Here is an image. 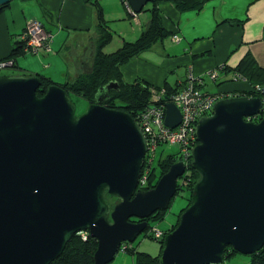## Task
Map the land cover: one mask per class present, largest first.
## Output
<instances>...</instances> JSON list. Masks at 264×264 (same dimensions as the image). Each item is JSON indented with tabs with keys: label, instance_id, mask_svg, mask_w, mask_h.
Segmentation results:
<instances>
[{
	"label": "water",
	"instance_id": "95a60500",
	"mask_svg": "<svg viewBox=\"0 0 264 264\" xmlns=\"http://www.w3.org/2000/svg\"><path fill=\"white\" fill-rule=\"evenodd\" d=\"M127 1L138 13L149 0ZM40 84L38 74H0V264H49L80 230L97 239L93 264H107L146 227L132 217L167 208L186 166L176 160L138 189L143 132L128 112L102 104L118 83L100 87L78 115L65 89L51 84L37 96ZM261 110L259 96L232 95L198 118L189 165L200 178L163 237L159 264H217L227 245L244 254L263 245L264 113L246 119ZM180 119L166 102V125Z\"/></svg>",
	"mask_w": 264,
	"mask_h": 264
},
{
	"label": "crops",
	"instance_id": "0c3cea01",
	"mask_svg": "<svg viewBox=\"0 0 264 264\" xmlns=\"http://www.w3.org/2000/svg\"><path fill=\"white\" fill-rule=\"evenodd\" d=\"M91 1L103 5V0H11L0 11V58L19 41L26 21L35 18L53 33L52 49L35 54L34 60L20 58L26 54L18 56L16 60L24 72L44 74L55 82L71 81L89 72L99 36ZM150 6L148 2L141 13L129 16L136 25L129 24L127 31L136 33L135 38L149 18ZM158 8L164 25L173 29L179 40L173 41L170 35L132 57L121 66L125 82L141 79L153 85L167 82L176 86L185 81L189 72L205 80L207 70L219 65L234 68L246 55L254 59L258 72L264 69V0H207L199 11L184 12L169 1H161ZM126 15L122 12L114 20L125 19ZM107 27L112 37L104 47L106 52L115 50L124 40H131L115 39L114 32ZM228 72L232 71L223 68L220 77L209 82L216 85V92L247 88L246 81H232ZM124 263L133 264V258L127 263L124 257Z\"/></svg>",
	"mask_w": 264,
	"mask_h": 264
},
{
	"label": "trees",
	"instance_id": "16d2710c",
	"mask_svg": "<svg viewBox=\"0 0 264 264\" xmlns=\"http://www.w3.org/2000/svg\"><path fill=\"white\" fill-rule=\"evenodd\" d=\"M161 1H169L178 11L184 12L199 11L207 0L147 1L146 3H151V6L148 8L149 18L144 22L143 28L139 35L134 40H124L120 46L110 52H106L104 47L110 43L112 32L108 29L107 25L104 24L100 3L97 1H91L95 7L97 25L99 26L98 44L94 53L91 70L85 74L79 75L74 80L64 82H55L49 76L37 73L40 76L41 84L36 88V95L42 96L47 86L51 84H57L66 90V93L70 96V98L71 96H78L85 99L87 103H92L96 101L95 95L100 87L104 86L110 81H116L118 83V89H110L108 92L109 97L105 98L102 104L109 108L121 109L125 112H128L133 118H136V115L148 105L151 93L150 87H158V85L150 84L149 82L143 81L141 79H136V81L132 83L125 82L122 77L121 66L129 61L132 57L148 49L156 41L163 40L175 33L173 29L167 28L163 23L162 16L158 8V3ZM9 3L10 2L2 4L0 6V11L7 7ZM143 10H145L144 6L140 11ZM20 55H24L20 41H15L10 52L0 59L3 61L12 59V67L21 70V72L10 73L28 74L24 72L16 60ZM223 68H225L226 71L239 73L242 80L244 79L248 85L247 88L241 90H230L231 95L259 96L260 98H264V90L261 91L255 89V85H261L264 89V69H261V72H258L255 61L251 56L246 55L240 61L239 65L234 68H228L227 65H225ZM257 75L261 76H259L258 79H254L253 77ZM219 77L220 75L214 81H216ZM181 84L182 83L176 84V86H171L165 82L162 86L167 88L168 94L169 92L178 89ZM160 144L161 143L158 145L160 146ZM147 156L148 155L145 154L140 173V177L145 176V180L143 183H140L139 189H149L153 187L158 178L164 172H166L170 164L176 160L183 161L186 166L183 174L177 179V191L175 193H177L178 190H185L187 193V201L185 206L179 210L175 222L165 229L172 230L178 223L180 213L189 204L192 188L196 181L200 178V174L189 165L190 161L192 160L191 154H189L188 159L181 158L180 152L178 153L177 157L172 154H168L163 158H159L155 166L153 165L155 154L151 161H148ZM106 199L110 203L111 207L117 201L115 197L109 196L107 194ZM168 207L169 205L165 209H157L147 217L141 219H136L135 217L131 218L137 221H146V227L141 233H143L144 236L152 237L159 241V251L155 255L137 250V247L132 242L123 243L120 250L131 254V257L133 258V264H159V257L163 248L164 234L158 238L154 237L151 234V225L153 222H158L164 218ZM96 247L97 239L90 236L87 230L77 231L67 241L61 253L49 264H93V254ZM238 253L241 252H238L230 245H227L224 248L223 259L229 258ZM245 254L249 255V261L245 264H264V243L258 250ZM217 264L224 263L222 261L221 263Z\"/></svg>",
	"mask_w": 264,
	"mask_h": 264
},
{
	"label": "built area",
	"instance_id": "2783aa9c",
	"mask_svg": "<svg viewBox=\"0 0 264 264\" xmlns=\"http://www.w3.org/2000/svg\"><path fill=\"white\" fill-rule=\"evenodd\" d=\"M123 2L129 13L135 17V12L130 8L128 1L123 0ZM20 38L21 48L25 54L35 55L42 51H51L52 33L38 19L32 18L26 21ZM172 39L177 41L179 36L173 34ZM5 66H12V59L0 61V68ZM223 67V65H219L207 70L205 72L207 80L214 81L222 74ZM232 76L235 80L242 79L240 74L236 72H232ZM204 82L205 80L201 76H194L189 72L181 86L168 94L165 86L150 87L148 105L136 115V121L146 140L147 150L145 154L148 155V161L152 160L159 143L170 145L178 143L181 158L188 159L192 146L197 142L195 128L198 118L210 114L213 104L218 99L229 96L227 91L209 92L203 90ZM255 89L262 91L263 87L255 85ZM164 96L167 97V100L164 99ZM261 100L262 110L256 115L246 117L247 120L258 118L264 113V98ZM168 101L175 104L181 116L180 121L173 127H169L165 123L166 102ZM144 180L145 176H139L138 189ZM151 234L158 238L162 236V231L152 228Z\"/></svg>",
	"mask_w": 264,
	"mask_h": 264
},
{
	"label": "rangeland",
	"instance_id": "374dc122",
	"mask_svg": "<svg viewBox=\"0 0 264 264\" xmlns=\"http://www.w3.org/2000/svg\"><path fill=\"white\" fill-rule=\"evenodd\" d=\"M10 2V1H9ZM101 5V4H100ZM102 9V16L105 19V24H107L110 29L114 32V38L118 39L119 37H125V39H134L136 33H130L127 31L129 28V24L131 25H136L133 23L132 20H130L131 14H129V10L125 6L123 0H103V5H101ZM126 13V18L125 19H117L114 20V18H118V16L122 13ZM141 13L138 12V14ZM137 12L135 13V15ZM130 16V17H129ZM134 19V18H132ZM118 30H122L125 33L119 32L117 34ZM23 31V29H22ZM22 33V32H21ZM20 33V35H21ZM173 35V34H172ZM53 36V33H52ZM173 40V39H172ZM20 44H21V38L19 39ZM174 41V40H173ZM167 42L170 43L169 40ZM52 49V47H51ZM20 58L23 59H28V60H34L37 58V56L34 55H29L26 54L25 56H20ZM2 60V59H0ZM10 72H21L20 69L12 67V66H5L0 68V74L4 73H10ZM231 80L235 81V79L232 76V72H230ZM204 85L202 86L203 90H207L209 92H216V85L214 83H209V82H214L213 80H207L205 78ZM243 82L244 79H238ZM208 83V84H206ZM71 99L75 105V114L78 115L79 113L83 112L86 106L89 104L87 101L81 97L78 96H71ZM179 153V144L178 143H173V144H167L164 143L163 145H160L157 147L155 151V158L153 161V165H156V162L159 158H163L168 154H172L175 157L178 156ZM187 201V193L185 190H178L177 193L174 194L172 197L169 207L166 211V214L164 218L158 222H153L152 223V228H156L162 231V236L163 234L167 233L168 230H165L168 228L172 223L175 222V219L177 217V214L179 210L185 206ZM164 230V233H163ZM132 243L137 247L136 249L139 251H144L148 252L152 255H155L159 251V241L157 239H154L152 237L144 236L143 233H139L136 238L132 241ZM124 257L127 263L130 262L131 260V254L123 252L121 250H117V252L114 255V258L109 261L107 264H125L124 263ZM249 261V255L243 254V253H238L234 254L233 256L229 258L223 259L224 264H245Z\"/></svg>",
	"mask_w": 264,
	"mask_h": 264
},
{
	"label": "flooded vegetation",
	"instance_id": "af4514ba",
	"mask_svg": "<svg viewBox=\"0 0 264 264\" xmlns=\"http://www.w3.org/2000/svg\"><path fill=\"white\" fill-rule=\"evenodd\" d=\"M227 92H228V91H227ZM228 93H229V96H232L230 92H228ZM227 97H228V96H227ZM262 99H263V98H262ZM261 116H262V115H261ZM261 116H260V117H261ZM260 117H258V118H260ZM135 119H136V118H135ZM250 120H254V121H255V119H250ZM257 120H258V119L256 118V121H257ZM191 156H192V155H191ZM132 218H133V217H132Z\"/></svg>",
	"mask_w": 264,
	"mask_h": 264
},
{
	"label": "clouds",
	"instance_id": "9594fccd",
	"mask_svg": "<svg viewBox=\"0 0 264 264\" xmlns=\"http://www.w3.org/2000/svg\"><path fill=\"white\" fill-rule=\"evenodd\" d=\"M136 13V12H135ZM44 25V24H43ZM24 28V27H23ZM49 31V30H48ZM50 32V31H49ZM24 55H25V53H23ZM29 55H31V54H29ZM123 243H125V242H123ZM123 243H121V245L123 244ZM120 245V246H121ZM118 250H120V247H119V249Z\"/></svg>",
	"mask_w": 264,
	"mask_h": 264
},
{
	"label": "bare ground",
	"instance_id": "6f19581e",
	"mask_svg": "<svg viewBox=\"0 0 264 264\" xmlns=\"http://www.w3.org/2000/svg\"><path fill=\"white\" fill-rule=\"evenodd\" d=\"M264 90V89H263Z\"/></svg>",
	"mask_w": 264,
	"mask_h": 264
}]
</instances>
